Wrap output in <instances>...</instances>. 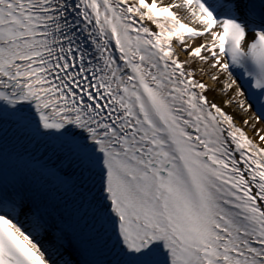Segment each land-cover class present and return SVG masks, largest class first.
<instances>
[{
  "label": "snow or ice",
  "instance_id": "6c2138e0",
  "mask_svg": "<svg viewBox=\"0 0 264 264\" xmlns=\"http://www.w3.org/2000/svg\"><path fill=\"white\" fill-rule=\"evenodd\" d=\"M0 264H264V0H0Z\"/></svg>",
  "mask_w": 264,
  "mask_h": 264
},
{
  "label": "bare ground",
  "instance_id": "6f19581e",
  "mask_svg": "<svg viewBox=\"0 0 264 264\" xmlns=\"http://www.w3.org/2000/svg\"><path fill=\"white\" fill-rule=\"evenodd\" d=\"M181 57L183 58L184 57V53H182L181 52ZM199 78V77H198ZM203 79H204V81L206 82V83H208L209 85H211L213 82L210 80V79H208V77H203ZM211 95V94H210ZM222 95V94H221ZM220 97L218 96V99H219ZM239 122V121H238Z\"/></svg>",
  "mask_w": 264,
  "mask_h": 264
}]
</instances>
